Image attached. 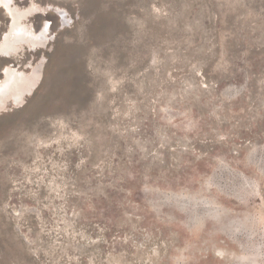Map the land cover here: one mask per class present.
<instances>
[{
	"label": "rangeland",
	"instance_id": "1",
	"mask_svg": "<svg viewBox=\"0 0 264 264\" xmlns=\"http://www.w3.org/2000/svg\"><path fill=\"white\" fill-rule=\"evenodd\" d=\"M16 3L59 8L0 56L43 75L0 111V264H264V0Z\"/></svg>",
	"mask_w": 264,
	"mask_h": 264
},
{
	"label": "bare ground",
	"instance_id": "2",
	"mask_svg": "<svg viewBox=\"0 0 264 264\" xmlns=\"http://www.w3.org/2000/svg\"><path fill=\"white\" fill-rule=\"evenodd\" d=\"M1 1L5 3L11 21L8 31L0 39V56L19 57L28 47L35 50L47 45L49 25L45 23L39 31L33 17L51 10L57 12L59 7L48 4L43 8L33 3L24 9L18 6L16 0H9L10 4L8 0ZM11 65L5 66L3 78L0 79V111L5 110L9 103H14L15 106L25 103L41 82V76L43 77L38 74V67L33 66L35 70L29 73Z\"/></svg>",
	"mask_w": 264,
	"mask_h": 264
},
{
	"label": "water",
	"instance_id": "3",
	"mask_svg": "<svg viewBox=\"0 0 264 264\" xmlns=\"http://www.w3.org/2000/svg\"><path fill=\"white\" fill-rule=\"evenodd\" d=\"M10 23V21H7L6 26H5V30L8 28V24ZM5 30L2 32L3 34L5 33ZM2 35V34H1Z\"/></svg>",
	"mask_w": 264,
	"mask_h": 264
}]
</instances>
